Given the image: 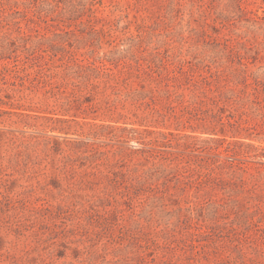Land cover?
I'll return each mask as SVG.
<instances>
[{
	"label": "rangeland",
	"instance_id": "1",
	"mask_svg": "<svg viewBox=\"0 0 264 264\" xmlns=\"http://www.w3.org/2000/svg\"><path fill=\"white\" fill-rule=\"evenodd\" d=\"M0 264H264V0H0Z\"/></svg>",
	"mask_w": 264,
	"mask_h": 264
}]
</instances>
